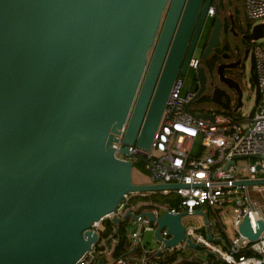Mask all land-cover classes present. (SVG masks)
I'll list each match as a JSON object with an SVG mask.
<instances>
[{
	"label": "water",
	"instance_id": "1",
	"mask_svg": "<svg viewBox=\"0 0 264 264\" xmlns=\"http://www.w3.org/2000/svg\"><path fill=\"white\" fill-rule=\"evenodd\" d=\"M213 1L0 0V264H78L98 240L93 222L128 193L180 186L134 181V162L117 154L115 142L123 134V154L131 144L151 148ZM221 26L216 16L203 57L220 44ZM263 27L255 25L254 39ZM197 74L194 97L207 84L204 66ZM221 91L213 99L230 108ZM237 183L264 185V177ZM141 214L157 221V254L184 239L200 245L186 233V211ZM263 229L264 219L254 230L249 215L239 225L252 241Z\"/></svg>",
	"mask_w": 264,
	"mask_h": 264
},
{
	"label": "built area",
	"instance_id": "2",
	"mask_svg": "<svg viewBox=\"0 0 264 264\" xmlns=\"http://www.w3.org/2000/svg\"><path fill=\"white\" fill-rule=\"evenodd\" d=\"M245 8L249 18L264 19V0H245ZM216 10L212 3L208 15L214 16ZM253 54L260 98L252 114L235 117L206 112L213 117H200L198 111L192 110L190 105L196 91L183 94L184 78L177 79L168 97L151 148L146 150L131 144L129 154H123L118 152L123 134H120L119 141L115 142L119 156L133 162L139 157L146 159L150 182L180 183V186L174 188L152 190L165 193L173 191L176 194L173 197L178 198V203L170 206L167 200L165 211H186V214L203 216L204 222L197 227L185 224L186 233L203 245L207 252L212 250L223 262L211 263L202 258L201 261L190 264H264V229L255 241L239 231V225L245 215H249L254 230L258 226V220L264 219V203L252 194V190H263L264 185L237 183L239 179L264 177V41L253 46ZM200 60V55L196 53L190 59V66L197 70ZM199 137L200 143L197 145ZM242 157L247 159L244 163L239 160ZM127 197L128 194L118 204L115 212L93 222L91 228L98 232V240L93 243L92 249L80 258L78 264H94L100 257L105 259L106 255L112 254L116 238L111 235L100 238V233L106 228L104 219L113 218L114 214L122 219L129 216L127 227L131 247H140L142 254L140 257L128 253L127 256L112 257L110 261L106 260L108 264H147L149 254L157 253L158 248L163 245V242L159 241L160 246L154 249L142 242L144 230L155 231L157 221L141 214L151 210L160 215L162 213H159L158 209L162 204L151 198L127 204ZM140 207L143 208L138 211ZM129 210L138 214V217L133 219L131 215H126ZM215 213L221 218L232 216L231 240L227 247L215 242L214 238L209 239L207 234L200 230L202 226L206 229L214 227ZM223 221L226 225L225 220ZM161 234L164 237L171 236L167 227L161 229ZM188 246V241L184 239L170 249L180 251ZM248 247L254 252L241 253Z\"/></svg>",
	"mask_w": 264,
	"mask_h": 264
},
{
	"label": "trees",
	"instance_id": "3",
	"mask_svg": "<svg viewBox=\"0 0 264 264\" xmlns=\"http://www.w3.org/2000/svg\"><path fill=\"white\" fill-rule=\"evenodd\" d=\"M212 3L216 6L217 10L212 19V26L207 34V40L209 39L211 29L215 23L216 16H219L222 20L221 26V42L219 45L215 46L207 57H202L201 62H203V66L206 71L207 80L211 78V74L216 75L219 71V67L221 63H225L223 61L224 57L223 54L228 52V47L230 49L236 50V46L241 47V51H244L246 46H254L256 43H252L251 40L246 39L245 34L246 30H244V24L253 25V19L249 18L245 8V0H214ZM242 29V30H241ZM232 31L238 35L240 33V42L231 41L229 36H232ZM223 36H225V42L223 40ZM234 38V37H233ZM229 49V52L232 53ZM225 66V64H224ZM204 96L197 97L196 101L198 103V107L202 109L200 112H207L203 108L199 106V101L203 100L204 98L208 97V94H203ZM203 97V98H202ZM195 109V108H194ZM197 111L199 112V110ZM233 115H238L235 112H231ZM134 167L142 170L143 172L148 173V169L146 167V159L144 157H139V159L134 161ZM158 191H137V192H130L128 193V197L126 199L127 204L136 202L142 199H153L155 201L158 200L157 196ZM177 197L170 196L168 199L169 205L173 206L176 205ZM143 207L138 208L140 211ZM215 213V223L214 227H210V232L214 241L217 243H222L225 247L229 246L231 235L226 228V225L222 218ZM106 228L103 232L100 233L101 237H108L111 235L112 237H116L117 241L115 243L114 249L112 254L114 257L119 256H127V253L136 257H140L142 254V250L140 247H131V239L128 234V227L127 223L129 221V216L125 217L124 219L115 222L113 218L106 217L105 219ZM204 233H207V229L205 226L200 228ZM218 232L217 234H215ZM111 240V239H110ZM110 244V243H109ZM134 248V249H133ZM170 248H166L165 250L169 251ZM165 252V254L160 253L156 255V253H151L148 256L147 264H190L196 263L202 260V256L199 255V251L206 252L205 247L203 245H199L198 247L188 246L185 250H173L171 252ZM254 250L250 247L243 249L241 253H253ZM207 259L209 262H223L222 259H218L213 253L207 255ZM213 259V260H212ZM212 260V261H210ZM94 264H98V262H94Z\"/></svg>",
	"mask_w": 264,
	"mask_h": 264
},
{
	"label": "rangeland",
	"instance_id": "4",
	"mask_svg": "<svg viewBox=\"0 0 264 264\" xmlns=\"http://www.w3.org/2000/svg\"><path fill=\"white\" fill-rule=\"evenodd\" d=\"M213 17L214 16L208 15V17L206 19V24H205V31L201 37V40L206 39V35L212 26ZM260 22H264V19L253 20V25H248L246 23L244 24L243 28H244V30H246V34L249 33L250 37L248 39L251 40L252 43H256V42L258 43V42L264 41V27H263V35L257 39H254V27L256 24H258ZM224 38H225V36H223V40L225 42ZM240 38H241L240 33L238 35H236L233 31H232V36L231 35L229 36V39L231 41H235V42H240V40H241ZM229 49H230V46L227 49L228 52H229ZM230 51L232 53L234 52L233 49H230ZM252 54H253V47L252 46H251V48H247L246 51L241 52L242 57L244 58V56H245V59H243V60H245V62H246V74L245 75L242 74L239 77V79L241 81V85H242V95H241L242 105H240L238 107V109H235L238 105L239 98H240L239 96H237L235 94V92L232 93L233 94L232 95L233 104L230 108L225 107L222 104V102H218V101H215L213 99V92H214L215 86L225 85V87H227V83L222 81L224 79L225 72H223V75H222L221 72L218 71L216 73V75L211 74V78L208 80V84H206L207 88H206L204 94H206V93L208 94L210 101L201 100L199 103V106L201 108H203L207 112H214L217 114H227V115L235 116V117H240L241 114L243 116H248L255 111L256 106H257V103L255 101V99H256V82H255V80L251 74V65H252L251 57H252ZM198 81H199V79H198L197 70L191 67L187 71V73L184 75L182 93L185 94L188 91H196L198 83H199ZM196 98L197 97H195L190 103V105L192 106L191 108L194 111H195V109L197 110L199 108L198 103L196 101ZM226 99H227V97L225 96V100ZM193 108H195V109H193ZM200 110L203 111L202 109H200ZM231 112H235L238 115H233ZM199 143H200V137L197 140V145ZM239 160H240V162L244 163L247 159L242 157ZM133 179L136 182H150L151 181L149 174L146 172H143L142 170L138 169L137 167H134V169H133ZM252 188H253V186H252ZM252 194L254 195V197L258 198L261 203H264V189L263 190L262 189L252 190ZM175 195L176 194L173 191H171L170 193H165L162 191L157 192V196H158L157 201L160 204H162V206L158 209L159 213H163L166 210L165 202L170 198V196H175ZM222 219L225 220L226 225L228 226L229 232H232V224H231L232 216L227 215V216L223 217ZM183 222L187 225H194L195 227H197V225H201L202 222H204V218L200 214H185L183 216ZM142 242L145 245H147L148 247H152V248H156L160 245V242L154 236V231H151L148 229L144 230V232H143Z\"/></svg>",
	"mask_w": 264,
	"mask_h": 264
},
{
	"label": "flooded vegetation",
	"instance_id": "5",
	"mask_svg": "<svg viewBox=\"0 0 264 264\" xmlns=\"http://www.w3.org/2000/svg\"><path fill=\"white\" fill-rule=\"evenodd\" d=\"M205 24H206V21H205L204 26L202 28L201 34H200V36H199V38H198V40L196 42L195 50L193 52V55H195L197 53V54L200 55L201 58L203 57L202 56L203 47H205V45L207 44L206 43L207 39L201 40V37H202V35L204 34V31H205ZM246 35L247 34H245V37H246V39H248L250 37L249 33H248V36H246ZM206 38H207V35H206ZM247 48H251V47L250 46H246L244 51H246ZM241 50H242L241 47L236 46V50H234L233 53L225 52L223 54V57H224L223 61L225 62L224 63L225 66H224L223 63H221L220 65H222L221 69L223 70V72H225L224 79L222 81L227 83V87H225V85H217V86H215V88L216 87H220V88H223L225 90V92L221 91V99L225 100V96H226V93H227L229 95V102H230L231 106L233 104V98H232L233 94L232 93L235 92V94L237 96H239V97L242 95V85H241V81H240L239 77L242 74L243 75L246 74V62H245V60H243V59H245V56H244V58L242 57V55H241L242 51ZM203 65H204L203 62H201V60H200V65L199 66H203ZM190 68H191V66H190V61H189V64L186 67V73H187V71ZM225 77H226V79H225ZM198 82L199 83H198L196 91L198 90V88L200 86V81H198ZM206 82L208 84V80ZM206 88H207V85H206ZM206 88L202 91V93H201V95L199 97L204 96L203 94H204ZM204 100L210 101V98L207 97V98H204L203 101ZM199 103H200V101H199Z\"/></svg>",
	"mask_w": 264,
	"mask_h": 264
},
{
	"label": "crops",
	"instance_id": "6",
	"mask_svg": "<svg viewBox=\"0 0 264 264\" xmlns=\"http://www.w3.org/2000/svg\"><path fill=\"white\" fill-rule=\"evenodd\" d=\"M231 233V232H230ZM129 234V233H128ZM231 235V234H230ZM155 236V235H154ZM129 237H130V235H129ZM116 238V237H115ZM156 238V237H155ZM116 241H117V238H116ZM116 241H115V243H116ZM115 243L113 244V249H114V246H115ZM160 246V245H159ZM158 246V247H159ZM158 247H156V248H154V249H157ZM149 248H152V247H149ZM168 250H162L161 251V253L163 252V254H165V252H167ZM171 251H173L172 249H169V251L168 252H171ZM206 251V250H205ZM214 254L216 257H217V255L214 253V252H211L210 254ZM160 254V253H159ZM159 254H157L156 253V255H159ZM209 254V252H202V251H199V255L200 256H202V258H205V259H207V255ZM112 257H114V255L113 254H111L110 256L109 255H106L105 256V260H107V261H110L111 260V258ZM218 258V257H217ZM208 260V259H207ZM213 260V259H212ZM212 260H210V261H212ZM209 262V261H208Z\"/></svg>",
	"mask_w": 264,
	"mask_h": 264
}]
</instances>
